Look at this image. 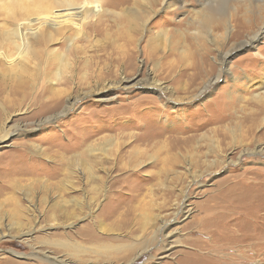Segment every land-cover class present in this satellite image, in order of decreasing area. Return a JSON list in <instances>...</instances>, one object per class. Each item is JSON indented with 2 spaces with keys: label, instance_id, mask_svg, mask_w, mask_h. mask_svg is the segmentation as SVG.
I'll list each match as a JSON object with an SVG mask.
<instances>
[{
  "label": "rangeland",
  "instance_id": "374dc122",
  "mask_svg": "<svg viewBox=\"0 0 264 264\" xmlns=\"http://www.w3.org/2000/svg\"><path fill=\"white\" fill-rule=\"evenodd\" d=\"M6 1L0 264H72L68 242L114 248L110 263L87 251L81 264H264L263 15L240 8L249 29L230 10L213 40L200 0H22L13 12ZM89 146L101 158L135 147L140 165L111 162L100 189L80 177L72 191L69 161Z\"/></svg>",
  "mask_w": 264,
  "mask_h": 264
},
{
  "label": "bare ground",
  "instance_id": "6f19581e",
  "mask_svg": "<svg viewBox=\"0 0 264 264\" xmlns=\"http://www.w3.org/2000/svg\"><path fill=\"white\" fill-rule=\"evenodd\" d=\"M8 1V0H7ZM6 1V2H7ZM10 0V2H8V4L6 3L7 5V11H12L15 10L14 7L15 5L19 4V8L20 7H25V3L24 1L20 0ZM158 2V0H156ZM181 1V0H180ZM207 1H211V2H207ZM164 3V6L167 7V8H171V5H172V2L170 0H161L160 3ZM3 3V1H2ZM147 6L150 5L148 4V0H145L144 2ZM157 4V3H156ZM184 4V3H183ZM174 5V4H173ZM200 5L202 6L201 10L197 11V15L201 18L200 20V25H201V28H204L206 29L205 32L203 34H208L209 36H211L213 38V40H216L215 36H212L214 35V33H216V36L219 35V32L216 31V29L214 30L213 27L216 25V28H225L226 31H229L231 29V26H229V19H230V16L231 14H229L230 10H233V12H236L234 13L235 15H232V19H234L235 17V20L237 21H240V22H244V24H246V27L249 28V29H252V26H249L248 25V22L246 21L247 18H249L248 16L250 14H253L255 16V14H262L263 16H261V19H263L262 21L264 22V0H200ZM175 6V5H174ZM182 6V4H181ZM1 7V5H0ZM5 7V6H4ZM176 7V6H175ZM148 16L145 17V21H143V28H146L147 26V23L148 21L150 20L151 18V15L154 12V8L152 7H148ZM240 8L245 12V17L246 19H238L240 18V16H238V10H240ZM96 8H94L95 10ZM5 10V9H4ZM97 11V10H96ZM134 13V11H132ZM146 12V13H147ZM9 13V12H8ZM11 13V12H10ZM138 13V12H137ZM80 14V13H79ZM79 14L77 15L76 18L79 17ZM135 14V13H134ZM248 14V15H247ZM69 15V13H68ZM92 15V14H91ZM91 15H85V17L83 18V22L86 23L90 20V16ZM67 16V15H66ZM229 16V17H228ZM238 16V17H237ZM70 17V16H69ZM94 17V15H93ZM92 18V16H91ZM66 19V18H65ZM64 19V20H65ZM68 19V18H67ZM66 21V20H65ZM71 21V20H70ZM229 22V23H228ZM262 23V22H261ZM214 24V25H213ZM231 25V24H230ZM252 31V30H251ZM261 33L262 31H258V32H255L250 38L248 41H246L245 43H242L243 46H250V45H253V43L257 42L259 40V38L261 37ZM201 34V33H200ZM7 36H13V37H21L22 33L17 30L16 32H12V33H6ZM165 35L166 33H161L159 34V37L160 38H165ZM159 39V38H158ZM25 45V44H24ZM23 45V46H24ZM26 46V45H25ZM20 54L23 58H30L31 57V54H32V51H30V47H28V51H24V49L21 51L20 50ZM229 55V54H228ZM227 55V56H228ZM226 56V55H225ZM64 62V61H63ZM67 63V62H66ZM61 73L62 72H58V76L59 78L61 77ZM264 77V76H263ZM248 83H251V80L248 79ZM264 84V83H263ZM262 85V84H261ZM264 89V88H263ZM263 93V92H262ZM255 100H259V101H262L264 102V95H259V94H256L255 97H254ZM176 101V100H175ZM227 128V127H226ZM7 137V134L3 136V138H6ZM136 138V137H135ZM134 138V139H135ZM189 141V140H188ZM135 142V141H134ZM138 143V141H137ZM141 144V143H140ZM138 145V144H137ZM137 147V146H136ZM136 148L134 147L132 149V151H117V153L114 155V156H111V157H107L105 156L104 158H101L99 157L98 155H96V153L98 152L97 149L93 148L92 146L90 147H87L86 148V152L85 153L88 158L86 159L82 154H76L74 155L70 161H69V166H70V175H71V184H70V188L72 191H74L76 189V183L75 181L77 179H79L80 177H84L86 178V181L85 183H88V184H95L96 186L94 188H96L97 190L100 189L99 186L100 185V182H102V179L100 178V176H97L96 173H97V170H101L103 173H108L110 168L106 167V165H109L111 162H112V168L111 170H117V172H123V171H128V170H134V169H137L139 167V160L138 159H134V156H133V151L135 150ZM139 150V149H138ZM137 150V151H138ZM101 153H103V155H105V152L107 151L106 148L104 149H101L99 150ZM80 153V152H79ZM137 153V152H136ZM84 154V155H85ZM42 156V155H41ZM98 160V161H97ZM97 168V169H96ZM80 175V176H79ZM81 179V178H80ZM68 182V181H66ZM70 183V182H69ZM117 183V181H116ZM98 184V185H97ZM67 185V184H65ZM17 186V185H16ZM15 186V187H16ZM98 186V187H97ZM70 190V191H71ZM99 196V195H98ZM110 196V195H109ZM76 199V198H75ZM76 201V204L77 206L79 207H82L81 206V202H77L79 200H75ZM86 201V200H85ZM84 201V202H85ZM83 202V201H82ZM94 202V201H93ZM86 205V204H85ZM73 206V205H72ZM76 206V207H77ZM56 208V207H55ZM84 208V207H83ZM79 209V208H78ZM82 209V208H81ZM91 209V208H89ZM80 211V210H79ZM73 213V212H72ZM129 213L130 210H129ZM67 216V215H66ZM68 217V216H67ZM81 216H79L78 213L74 212L72 215H69V219H72V220H77L79 219ZM97 218V217H96ZM100 220V219H99ZM100 222V221H99ZM96 223V222H95ZM102 225V224H101ZM97 226V225H96ZM94 227V226H93ZM19 230H23L21 227H18ZM95 229V228H94ZM105 229L101 228L100 231H102L101 233L104 232ZM87 232V237H88V240H90L91 242H97V243H100L102 240L100 238H97L92 234V230H88L86 231ZM31 231H23L22 234H24V236H30L31 235ZM82 234V232L80 233ZM105 234V232H104ZM84 235V234H82ZM59 245H62L63 248L66 250V253L68 255V257L71 259V263L72 264H81L82 262H85L83 259H82V256L81 254H86L87 251L89 252H93V253H97L98 255H100L102 258H105L109 263L111 262V258L109 257L110 253H111V250L114 249V248H111L109 246H107L106 244L104 243H100L99 247L97 248H94V249H87L77 243H61ZM238 253V251H237ZM14 255H16L14 253ZM139 256V255H138ZM238 258L240 259H243V255L241 254L238 255ZM46 258H49L47 256H45ZM234 258V257H233ZM45 259V258H44ZM137 259V257H135L133 260L131 259V261H135ZM239 259V260H240ZM64 263L63 261H60L59 260V263L58 264H61ZM69 262V263H70ZM236 263V262H235Z\"/></svg>",
  "mask_w": 264,
  "mask_h": 264
},
{
  "label": "water",
  "instance_id": "95a60500",
  "mask_svg": "<svg viewBox=\"0 0 264 264\" xmlns=\"http://www.w3.org/2000/svg\"><path fill=\"white\" fill-rule=\"evenodd\" d=\"M8 252H13V251H8ZM13 253H15V252H13ZM17 254V253H16Z\"/></svg>",
  "mask_w": 264,
  "mask_h": 264
}]
</instances>
